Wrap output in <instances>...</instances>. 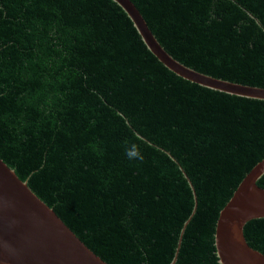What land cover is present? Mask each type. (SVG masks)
Masks as SVG:
<instances>
[{
  "label": "trees",
  "instance_id": "16d2710c",
  "mask_svg": "<svg viewBox=\"0 0 264 264\" xmlns=\"http://www.w3.org/2000/svg\"><path fill=\"white\" fill-rule=\"evenodd\" d=\"M131 1L180 63L264 87V0ZM0 157L109 264H221L264 99L168 69L114 0H0ZM243 231L264 254V217Z\"/></svg>",
  "mask_w": 264,
  "mask_h": 264
},
{
  "label": "water",
  "instance_id": "95a60500",
  "mask_svg": "<svg viewBox=\"0 0 264 264\" xmlns=\"http://www.w3.org/2000/svg\"><path fill=\"white\" fill-rule=\"evenodd\" d=\"M116 1L133 19L150 51L170 70L198 84L264 99V87L231 82L196 71L173 58L152 34L131 0ZM264 157L241 179L220 209L215 228L221 264H264L244 225L264 217ZM0 264H109L94 253L0 157Z\"/></svg>",
  "mask_w": 264,
  "mask_h": 264
},
{
  "label": "clouds",
  "instance_id": "9594fccd",
  "mask_svg": "<svg viewBox=\"0 0 264 264\" xmlns=\"http://www.w3.org/2000/svg\"><path fill=\"white\" fill-rule=\"evenodd\" d=\"M128 155V157L131 159L133 158V156H137L139 155L138 152H128L126 153ZM140 159H143V157L141 156Z\"/></svg>",
  "mask_w": 264,
  "mask_h": 264
}]
</instances>
